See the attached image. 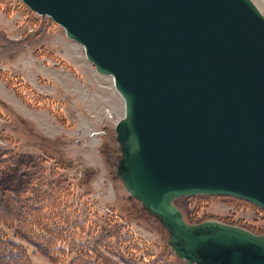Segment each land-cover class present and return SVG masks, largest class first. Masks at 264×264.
<instances>
[{"label": "water", "instance_id": "95a60500", "mask_svg": "<svg viewBox=\"0 0 264 264\" xmlns=\"http://www.w3.org/2000/svg\"><path fill=\"white\" fill-rule=\"evenodd\" d=\"M61 25L125 103L116 174L187 264H264V233L175 199L264 210V14L253 0H22Z\"/></svg>", "mask_w": 264, "mask_h": 264}, {"label": "rangeland", "instance_id": "374dc122", "mask_svg": "<svg viewBox=\"0 0 264 264\" xmlns=\"http://www.w3.org/2000/svg\"><path fill=\"white\" fill-rule=\"evenodd\" d=\"M253 1L264 13V0ZM27 13L34 22L28 21ZM124 113L125 103L113 78L95 69L86 58L84 47L69 39L62 26L31 11L21 0H0V147L44 157L45 163L40 168L50 182L37 179L35 183L41 189L58 188L53 178H57L59 171L68 175L72 189L68 200L84 220V227L76 235L84 240L92 239L85 231H99L106 217L114 220L112 216L132 208L124 184L113 177L116 161L115 164L106 161L97 151V144L104 141L118 147L115 152L118 159L115 125ZM58 157L70 158L71 165L69 169L58 168L53 175L50 168ZM94 166L100 172L95 175L98 181L91 178L81 184L82 173L88 170L89 175ZM238 202L247 204L235 207L230 201L214 197L196 203L195 198L185 196L178 205L187 219L228 217L250 227L262 226L264 211L252 203ZM42 212L52 220L62 214L56 205L44 207ZM113 223L123 232L140 238L146 249L133 252L137 260L146 256L148 248L157 251L165 244L166 235L148 218H120ZM8 232L14 236L12 230ZM17 240L27 247L36 263L53 264L35 245L21 237ZM61 243L70 249L69 242ZM122 251L127 257L129 253ZM73 256L75 252H69L68 259ZM146 257L141 263L149 261Z\"/></svg>", "mask_w": 264, "mask_h": 264}, {"label": "trees", "instance_id": "16d2710c", "mask_svg": "<svg viewBox=\"0 0 264 264\" xmlns=\"http://www.w3.org/2000/svg\"><path fill=\"white\" fill-rule=\"evenodd\" d=\"M22 4L26 6L23 2ZM27 14L28 21L34 22V19L30 20L31 15ZM117 150L118 147L115 148L106 142L99 147V152L106 157V161L114 164L118 160L115 153ZM43 158L34 153L16 152L10 148L0 147V264H38L31 258L27 247L17 240L20 237L47 254L53 264H172L173 260V264H186L171 251L166 243L160 250L148 248L145 251L146 256L149 257L148 262L141 263L147 259L146 256L140 260L132 256L133 252L146 248L140 244V238L135 237L133 233L123 232L113 223L114 220L148 218L158 225L163 231V236L165 234L167 237V233L159 222L131 196H129L131 209L125 210V213L120 211L119 214L112 216L114 220L106 217L99 231H85L87 235H92V239L84 240L77 237L76 231L84 227V220L77 215L73 202L68 200L72 196L68 175L59 171L57 178H53L55 179L53 183H56L58 188L41 189L35 183L37 179H48L47 181L50 182V178L45 177L40 168L45 163ZM70 161V158H54L55 165L50 168L52 174H56L58 168L69 169ZM91 169L89 175L86 174L88 170L82 173L81 184L88 183L92 176L96 175V169ZM113 177H116L115 171ZM189 197L195 198L196 203L207 201L209 198L203 195ZM180 199L176 200L177 204ZM225 199L231 203L239 200L233 197ZM53 205L62 211L57 220H52L42 212L44 207ZM188 217L191 222L198 221L194 219L196 216ZM252 229L263 233L264 223L259 228ZM8 230H12L14 236H11ZM98 232H100L99 235L93 236V233ZM114 238L115 242L112 241ZM61 241L69 242L70 249L68 250ZM122 249L129 253L127 257ZM71 251L75 252V256L68 259Z\"/></svg>", "mask_w": 264, "mask_h": 264}, {"label": "flooded vegetation", "instance_id": "af4514ba", "mask_svg": "<svg viewBox=\"0 0 264 264\" xmlns=\"http://www.w3.org/2000/svg\"><path fill=\"white\" fill-rule=\"evenodd\" d=\"M223 219L225 220V222H228V223H229V222H233V221L230 220V218H223ZM224 220H223V221H224ZM239 225H242V226H243V224H241V223H239Z\"/></svg>", "mask_w": 264, "mask_h": 264}, {"label": "crops", "instance_id": "0c3cea01", "mask_svg": "<svg viewBox=\"0 0 264 264\" xmlns=\"http://www.w3.org/2000/svg\"><path fill=\"white\" fill-rule=\"evenodd\" d=\"M96 181H98V179Z\"/></svg>", "mask_w": 264, "mask_h": 264}]
</instances>
